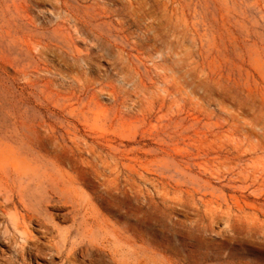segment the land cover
I'll return each instance as SVG.
<instances>
[{
    "label": "rangeland",
    "instance_id": "374dc122",
    "mask_svg": "<svg viewBox=\"0 0 264 264\" xmlns=\"http://www.w3.org/2000/svg\"><path fill=\"white\" fill-rule=\"evenodd\" d=\"M0 254L264 264V0H0Z\"/></svg>",
    "mask_w": 264,
    "mask_h": 264
},
{
    "label": "bare ground",
    "instance_id": "6f19581e",
    "mask_svg": "<svg viewBox=\"0 0 264 264\" xmlns=\"http://www.w3.org/2000/svg\"><path fill=\"white\" fill-rule=\"evenodd\" d=\"M238 173V172H237ZM247 179V178H246ZM14 207V206H13ZM4 241H6V240H4ZM2 253V252H1ZM20 254V253H19ZM1 255V254H0Z\"/></svg>",
    "mask_w": 264,
    "mask_h": 264
}]
</instances>
